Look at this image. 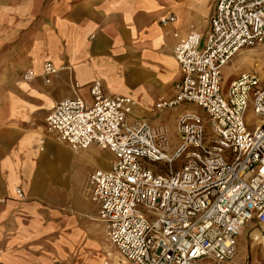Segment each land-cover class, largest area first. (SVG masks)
<instances>
[{
    "label": "built area",
    "instance_id": "obj_1",
    "mask_svg": "<svg viewBox=\"0 0 264 264\" xmlns=\"http://www.w3.org/2000/svg\"><path fill=\"white\" fill-rule=\"evenodd\" d=\"M175 20L168 14L159 23ZM208 26L202 48L196 31L173 33L182 77L174 97L151 108L153 114L182 103L202 108L203 117L180 112L177 145L165 124L132 117L128 107L136 101L105 95L98 81L87 101L63 99L45 119L48 134L73 152L94 144L112 154L109 169L90 174L89 197L108 240L131 264H229L248 223L264 247V79L241 73L225 91L221 86L230 59L264 43V0H216ZM58 70L45 62L43 82ZM34 77L32 69L22 75ZM249 104L258 118L253 131L244 122Z\"/></svg>",
    "mask_w": 264,
    "mask_h": 264
},
{
    "label": "crops",
    "instance_id": "obj_2",
    "mask_svg": "<svg viewBox=\"0 0 264 264\" xmlns=\"http://www.w3.org/2000/svg\"><path fill=\"white\" fill-rule=\"evenodd\" d=\"M215 3L0 0V52L7 47L10 56L0 60V71H7L0 80V264H131L108 240L98 206L85 211L88 180L84 188L70 176L61 179L49 163L47 143L72 156L77 152L48 134L45 119L61 100L89 93L95 81L105 95L121 88L145 108L172 99L182 77L173 33L183 38L196 31L202 48ZM168 14L176 20L163 27L159 20ZM47 61L59 69L48 84L40 76ZM27 69L36 73L30 81L22 79ZM60 85L67 94L59 92ZM107 247L120 258L115 261ZM229 264H245L239 238Z\"/></svg>",
    "mask_w": 264,
    "mask_h": 264
},
{
    "label": "rangeland",
    "instance_id": "obj_3",
    "mask_svg": "<svg viewBox=\"0 0 264 264\" xmlns=\"http://www.w3.org/2000/svg\"><path fill=\"white\" fill-rule=\"evenodd\" d=\"M0 60H4L5 62H8L10 60L7 47L0 52ZM221 72V86L223 91L226 90L233 76L241 73L254 74L264 79V43L245 47L239 50L223 67ZM6 76L7 71H0V80L6 78ZM117 89V94H114V96L125 97L131 95V93H127V95L125 93V90L121 88ZM59 90L60 93H64V95L67 94V89L63 85H60ZM79 96L84 101H87L89 99V93H80ZM128 110L130 115L134 118L146 117L152 123L165 124L169 129L172 146L177 145L179 142V136L176 131V121L180 112H183L184 114L196 113L201 117L204 116L202 108L194 103H182L175 109H164L160 112H157L156 114H153L151 112L150 106L145 108L141 103L137 104L135 107H128ZM244 122L249 131H253L258 123V118L254 115L252 104L248 105L244 116ZM60 147L63 146L55 144L54 142L46 144L47 152L51 156V160L49 161V163H51L58 177L61 179L66 177L68 178L70 176L74 184L79 185L80 182H83V186L85 188L87 185V180L89 184V179L87 178L91 172L100 167L104 170L110 168L113 158L112 154L107 150L103 151L97 148L94 144H91L87 149L78 151L77 155L73 156L70 152H67V150H64V148ZM89 199H85L83 207L85 211L92 212L97 207V205ZM67 208L71 212V207L67 206ZM253 228V223H248L244 226L243 232L239 237V249H241V254L244 258L245 264H251L252 259L257 260L258 262H260V264H262L261 262L264 252L262 247L260 246L261 244H257V242L254 241L252 239V236L250 235ZM107 249L115 257V261L117 257L120 258L118 253L114 249H111L110 247H107ZM103 260H105V258ZM123 263L124 262L119 261V264ZM82 264H85V262H83Z\"/></svg>",
    "mask_w": 264,
    "mask_h": 264
}]
</instances>
